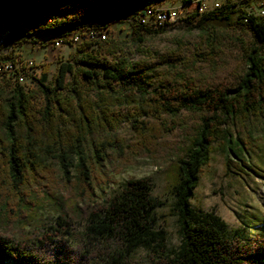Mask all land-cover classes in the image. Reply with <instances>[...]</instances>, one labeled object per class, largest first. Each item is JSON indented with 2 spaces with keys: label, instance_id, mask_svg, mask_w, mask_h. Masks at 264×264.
I'll return each instance as SVG.
<instances>
[{
  "label": "trees",
  "instance_id": "1",
  "mask_svg": "<svg viewBox=\"0 0 264 264\" xmlns=\"http://www.w3.org/2000/svg\"><path fill=\"white\" fill-rule=\"evenodd\" d=\"M150 5L154 0H0V36L72 48L52 80L42 71L33 88L0 73V225L30 223L20 238L0 231V264H264V234L231 236L216 213L190 203L215 147L226 152L228 171L235 163L251 169L244 154L264 120V17L247 14L250 0L218 6L194 26V52L186 55L177 42L146 55L143 37L161 32L148 29ZM233 15L250 35L236 39L240 64L217 81L184 74L196 62L216 63L223 35L211 24ZM125 21L127 38L106 37ZM14 58L20 55L0 53V63ZM175 129L186 150L169 175L180 238L170 252L165 232L155 229L159 203L150 178L128 179L105 202L97 191L133 158L162 150L161 139ZM44 195L67 208L38 215ZM72 217L82 223L74 242ZM138 248L145 254L137 260Z\"/></svg>",
  "mask_w": 264,
  "mask_h": 264
},
{
  "label": "rangeland",
  "instance_id": "2",
  "mask_svg": "<svg viewBox=\"0 0 264 264\" xmlns=\"http://www.w3.org/2000/svg\"><path fill=\"white\" fill-rule=\"evenodd\" d=\"M192 1L183 11L180 23L165 25L161 27V32L143 37L144 42L140 47L144 54L171 50L179 42L186 55H189L195 51L200 40L198 30L194 26L201 14L218 6L237 3L239 0H204L201 4ZM183 2L184 0H154V6L162 9L178 8L184 4ZM235 20L236 16L233 15L227 22L216 21L211 24L223 35L222 51L219 57H216V63L211 65L207 62H196L182 69L184 74L192 77L205 76L210 81L228 78L232 69L240 64L241 55L236 39L239 37L245 41L250 40V35L240 29L234 23ZM146 22L148 29L160 30L153 28L150 19ZM129 33L130 27L125 21L114 24L105 35L110 38H127ZM71 50L70 46L62 42L52 43L47 42L44 37H37L36 43L14 38L7 51L19 54L23 60L33 61L31 77L21 76V83L29 89L36 84L33 77H40L42 71L46 72L47 81L50 82L58 63L65 60ZM253 137L251 148L247 154H244V160L251 169L237 170L235 163L233 164L235 167H231L228 171L225 167L226 152L221 151L220 148H212L208 160L202 166L198 184L190 200L192 207L197 211L216 213L227 224L228 234L231 236L248 237L264 234L262 226L264 224V120L256 128ZM160 143L163 144L162 150L150 156L140 155L133 158L128 165L119 170V173L112 175L113 183L110 187L97 193L105 202L118 193L128 179L150 178L153 183L152 198L159 203L154 211L155 229L165 232L166 247L168 251L173 252L178 248L180 238L177 215L173 211L174 199L169 191V175L171 167L183 158L186 145L184 136L178 129L166 134ZM64 202L63 199L54 200L44 195V198L38 201L37 214L54 217L60 206L67 208ZM81 229L80 218H70L69 240L74 242ZM28 230H30L28 221L0 225V231L13 238L23 237ZM144 254L145 251L138 248L133 257L138 260Z\"/></svg>",
  "mask_w": 264,
  "mask_h": 264
},
{
  "label": "built area",
  "instance_id": "3",
  "mask_svg": "<svg viewBox=\"0 0 264 264\" xmlns=\"http://www.w3.org/2000/svg\"><path fill=\"white\" fill-rule=\"evenodd\" d=\"M194 1L198 4H201L204 0H194ZM250 1H251V5H249L246 8L247 14L264 17V0H250ZM192 2L182 4L178 8H167V9L157 8L154 5H150L145 12L147 14L148 19H150L153 28L161 29V27L165 25L180 23L182 20L181 15L183 11L186 9V6H188ZM101 34H105V33H101ZM101 34H97V35H101ZM76 37L78 36H75L73 38L74 41H76ZM12 40H14V35L10 37L0 36V53L5 54L9 52L7 50ZM32 66H33V61L31 60L14 58V60H7L0 63V73L14 74L15 79L21 78V76L31 77ZM33 78H34V83H36V80L39 77L38 78L33 77Z\"/></svg>",
  "mask_w": 264,
  "mask_h": 264
},
{
  "label": "bare ground",
  "instance_id": "4",
  "mask_svg": "<svg viewBox=\"0 0 264 264\" xmlns=\"http://www.w3.org/2000/svg\"><path fill=\"white\" fill-rule=\"evenodd\" d=\"M5 37H8V36H5Z\"/></svg>",
  "mask_w": 264,
  "mask_h": 264
}]
</instances>
